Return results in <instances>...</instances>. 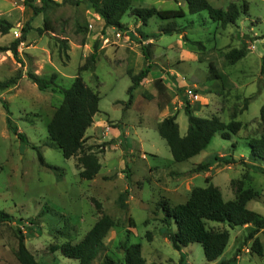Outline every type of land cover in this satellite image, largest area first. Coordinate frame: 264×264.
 I'll list each match as a JSON object with an SVG mask.
<instances>
[{
  "label": "rangeland",
  "instance_id": "rangeland-1",
  "mask_svg": "<svg viewBox=\"0 0 264 264\" xmlns=\"http://www.w3.org/2000/svg\"><path fill=\"white\" fill-rule=\"evenodd\" d=\"M23 1L0 0V19L18 28L0 32V47L18 38L27 22L33 28L18 44L16 55L0 51V83L19 75L12 85L0 88V210L13 217V221L0 222V264H20L17 229L38 264H78L52 247L81 240L101 213L109 215L115 226L90 264H103L105 256L120 264L121 241L140 243L146 263L176 264L184 255V264H214L231 258L235 260L230 264H264V228L256 234L263 246L259 256L250 248L249 225L229 227L226 222L207 221L209 227L229 231L223 253L208 262L199 243L173 248L166 230H174L175 225L165 224L160 207L161 201L170 206L184 202L193 187L207 185L208 179L226 200L235 197L238 186L252 188L257 196L247 207L264 216V172L246 166L254 163L264 168V161L251 158L248 145L261 134L264 0H208L214 7L225 9L232 2L239 7V17L225 26L212 20L206 10L188 13L184 0H129L131 8H183L186 15L174 20L181 33L171 34L159 32V26L171 19L152 16L143 24L128 10L121 17L126 29L120 31L105 26L90 3L63 0L49 2L45 17L51 29H46L44 14L32 15ZM32 3L41 6L40 0ZM37 27L44 28L43 32L36 31ZM60 39H66L67 48ZM95 43L93 68L79 71ZM240 47H246L245 56L231 63L226 53ZM209 62L217 76L211 74ZM146 67V75L127 102L131 75ZM29 72L40 77L55 73V84L63 88L79 74L100 96L83 141V150L94 153L100 162L92 179L80 178L78 152L63 157L48 136L47 123L62 93L38 89ZM185 100L197 116L238 120L242 125L230 139L216 133L198 154L176 162L157 127L174 114L180 135H185ZM11 125L27 142L11 131ZM213 156L237 160H215L207 170L190 171ZM126 189L122 206L119 195Z\"/></svg>",
  "mask_w": 264,
  "mask_h": 264
},
{
  "label": "trees",
  "instance_id": "trees-1",
  "mask_svg": "<svg viewBox=\"0 0 264 264\" xmlns=\"http://www.w3.org/2000/svg\"><path fill=\"white\" fill-rule=\"evenodd\" d=\"M72 4L80 2H88L94 11L103 19L105 26H113L120 31L126 29L121 23V17L130 11L143 24L152 16H157L162 20L172 21L159 26V32L163 34H171L173 32L181 33V29L176 25L177 18L186 15L183 8L174 9H156L154 7H130L129 0H63ZM187 6V12L192 14L201 10H206L209 17L219 22L222 26L231 24L239 17L240 9L235 3H230L225 9L212 6L208 0H184ZM24 5L32 10V15L36 16L40 13L44 14L43 22L46 29H51L47 17H45L46 9L49 2L56 3L54 0H40L41 6H36L32 0H24ZM246 9V7H245ZM12 26L5 19H0V32L6 33ZM33 29L27 22L22 28L20 36L12 41L9 46L0 47L2 50H10L14 55L17 53L18 44L25 40L27 33ZM44 28L37 27L35 30L39 33ZM186 40V39H185ZM62 46L67 48L66 39H60ZM196 44H199L196 42ZM95 50L89 55L87 61L79 67V71L93 68L96 57ZM246 54V47L232 48L226 53V58L231 62H235ZM147 56V54H146ZM89 65V67H88ZM209 70L212 75L217 76L215 66L209 62ZM148 68L140 70L138 73L131 75V85L128 87L129 102L131 100V91L135 89L146 73ZM264 71V56L262 58L261 72ZM31 81L36 84L38 89L43 90L50 88L62 93L61 103L54 110L49 122L47 123V133L49 138L58 146L61 154L65 158H69L79 153L77 161L80 165L79 176L82 179H92L100 169L98 157L91 152L83 150V141L86 129L92 124L93 117L98 111L100 96L96 91L87 86L82 77L77 74L71 85L67 88L59 87L55 84L56 75L53 73L50 77H40L34 73L27 74ZM10 77L0 83V88H6L12 85L16 78ZM184 112L187 117V130L185 135H180L176 116L169 115L161 120L158 124L157 131L159 135L167 143L172 158L176 162L185 161L203 150L214 134L219 133L223 139H230L232 134H236L241 128V122L238 120H230L223 122L217 116L202 117L193 114L189 106V102L185 100ZM259 119L261 123V134L253 137L248 141L250 147V156L253 160L264 161V102L259 108ZM10 129L17 134L18 138L27 142L26 137L17 132L11 125ZM120 135L125 136L124 130H120ZM39 161L43 164V157L38 150ZM220 160L224 163L236 162L232 156L223 159L213 156L211 159L198 163L190 171L197 172L207 170L208 167ZM245 162V161H240ZM246 166L264 172V168L254 163H246ZM55 168V167H53ZM128 170L126 176L128 177ZM208 182L205 186H195L191 189L188 198L175 205H168L166 201L160 202V207L164 213V222L169 227L173 222L174 230H166V237L169 239L173 248L181 250L182 247L190 243H199L202 247L205 259L208 262L215 261L223 253L228 240L229 231L225 228H213L207 225V221L226 222L229 227L237 225H249L251 229L247 234V238L252 240L251 250L257 255H263V246L260 239L256 235L259 230L264 228V216L247 207L249 200L257 196V192L250 187L243 188L238 186L235 197L232 199H224L218 186L212 182ZM127 189L119 195L121 205L124 206ZM100 207V204H96ZM13 221L12 215L0 210V222ZM115 226L114 220L107 214L101 213L93 225L87 230L84 236L76 243L64 242L59 246L52 247L53 250L59 249L61 253L70 258L78 260V264H90L97 256L99 250L103 247V242L108 232ZM25 237L20 229H17V252L16 256L20 264H38L34 255L28 250L24 241ZM123 251V259L120 264H160L158 262L146 263L141 253L140 243H128L121 241L119 243ZM235 258L220 260L214 264H230ZM184 255H180L176 264H184ZM103 264H115L114 261L105 256Z\"/></svg>",
  "mask_w": 264,
  "mask_h": 264
},
{
  "label": "water",
  "instance_id": "water-1",
  "mask_svg": "<svg viewBox=\"0 0 264 264\" xmlns=\"http://www.w3.org/2000/svg\"><path fill=\"white\" fill-rule=\"evenodd\" d=\"M17 29L18 28L16 26H13V25L10 27V30H17Z\"/></svg>",
  "mask_w": 264,
  "mask_h": 264
},
{
  "label": "built area",
  "instance_id": "built-area-1",
  "mask_svg": "<svg viewBox=\"0 0 264 264\" xmlns=\"http://www.w3.org/2000/svg\"><path fill=\"white\" fill-rule=\"evenodd\" d=\"M186 92L189 94V95H192V91L190 89H187Z\"/></svg>",
  "mask_w": 264,
  "mask_h": 264
}]
</instances>
